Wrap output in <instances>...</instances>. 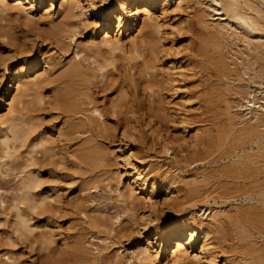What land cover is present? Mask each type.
I'll list each match as a JSON object with an SVG mask.
<instances>
[{
    "label": "rangeland",
    "instance_id": "rangeland-1",
    "mask_svg": "<svg viewBox=\"0 0 264 264\" xmlns=\"http://www.w3.org/2000/svg\"><path fill=\"white\" fill-rule=\"evenodd\" d=\"M1 1L3 2L1 3ZM95 1H98V0H95ZM16 2H20V3H16ZM61 2L62 0H52V1H49V0H0V135L1 133H3V130L6 126V123H3L4 121H2L3 118L6 117V115L7 116L9 115V111L10 113H13L19 109L20 94L16 93V90H15V87L17 85L16 83L17 79H20L21 82H27V81L37 78L38 80L40 79L37 82L39 83V85L41 84L39 92L44 93V97L45 98L47 97L46 99L49 98L50 100L48 99V103L47 104L45 103L46 106L44 104L45 107L43 105L40 106V107H44V110H41L42 108L40 109L38 106L34 107L35 113L33 112L32 114H34V117H36L34 120H36L37 122L35 125V131L33 132V135L39 136L41 138L43 137L42 139H44L45 142H48L47 145L53 148L52 149L53 153L55 152L54 157L52 156L53 155L52 154L51 155L52 157L47 156L48 157L47 159V157H42L40 153V149H37L36 152H39V157L37 156L38 153H35L37 157L34 158L33 164L30 165L28 168V166L26 165L28 163L27 162V159L29 158L28 156L34 157L35 154L32 152L31 155L28 154L26 156L25 153L29 151V147H30L29 145L30 143L31 144L33 143V140L29 141L30 143L25 142L24 144L23 143L21 144L19 140H17L19 143L17 141H13L14 145L10 143L11 158L10 156L5 157L3 152L0 150V156H2L0 158V264H142L143 261L141 262L139 261L144 254L143 253L144 246H145L144 239L148 237L149 239L152 240L155 238V236L154 235L146 236L142 232V227H140V225L134 222L135 221L134 219L139 220V218H141V215L142 217L143 215L145 216V214L147 215L149 208H150L149 204H152V206L156 205L153 207L154 208L153 214L155 215L156 220H157L161 216H164V214H169L171 212L172 210L171 202H173L172 201L173 199L177 200L178 197H181L184 195V191L182 192L179 191L180 188L182 189L183 184L179 183L180 181L178 180H180V178L177 177L176 175L175 176L177 179L175 177L174 179H176V182H175L176 186L178 182V186H177L178 188L177 187H176L177 189L173 188L176 191H174L173 189H170V190H172V193L181 192L180 193L181 195L180 194L178 195L176 193L171 195L170 193V196H169L168 195L169 193L164 192L163 186L165 185V182H164L163 177L167 175L170 176V174L168 173L166 174L167 167L164 165H166L165 163L168 162L170 158H168V155L166 156L162 153H158L159 149L156 148L157 146H153V145L151 146V144H154V141H152V138L149 136V133L147 134L148 132L147 127L143 126V125H146V124H143V121L144 123H146L147 119H145V117L144 118L139 117V119L137 120L138 115H134L132 116L134 119L131 117V120H130V116H129L130 114L128 113L127 109L123 105L125 104V101L129 97H130L129 99L133 97V94L130 91L133 90V88L135 87L134 86L135 83L136 82L138 83L141 77V74H138L139 72L138 68L134 66V63L136 60H131L132 59L130 57L131 55L130 53H127V52L131 44L130 39H132L131 37H134L135 34L137 33L138 26L140 25L139 21L141 20L142 17H144L142 15L143 12L144 14L146 13V15L148 12L149 13L148 16L150 15L149 17L152 20V22L155 23L156 26L157 24L159 25V27L157 26L158 27L157 29L159 30H156L158 31L157 35L160 37V39L163 38L161 42H163L162 45L164 46L163 47L164 57H162L160 61H158L159 65L157 64L156 70L158 71L161 69L163 70L159 72L167 71L168 70L167 68L172 67L171 66L172 64L176 66L180 65L182 69L184 67L183 71L188 75V77L186 76L187 84H188L187 85L188 87H186V89L187 90L190 89L189 91H191V94H192V96L190 97V100H185L183 96H182L183 98L180 97L181 99H183L181 100L179 98V96L181 95L176 97V95L172 96L171 92H163V96L165 98L163 100L170 103L168 104L170 109H172L170 111L174 113V114L172 113L173 116L176 114L175 115L176 119L170 116V119L168 120L166 119V121L164 120V122H161L163 124L162 129L163 130L166 129L164 131L161 130L162 132L161 134L165 135L167 138L169 137L171 139V140L169 139L170 141L176 142V144L171 142L172 144L170 146L171 148H174V149L179 147V149L176 152L178 154H180V151H183L184 149L190 150L192 147H195V148L197 147L198 149L201 148L200 144H197L198 146H193V144L195 143V140H197V142H201V141L203 142L206 140L205 137H207L208 142H204L205 143L204 146L208 147L207 145L209 144V147L211 148L212 151L209 150L210 148L205 147V149H208L211 152L212 156H210V158L213 157V159L215 158L214 160L217 159L216 164H213V165L216 166V168L218 166H219L218 168H221V170L219 169L220 172H222L220 174L223 175L224 173L226 175V176L220 175L221 178L219 176L213 179V181L212 180L209 181L210 183L208 182V185L206 184V186L203 187L204 188L203 190H205L206 192L208 191L207 195L209 199L207 197L206 198L209 202L210 207L218 206L217 209L220 212L223 211L224 213H227V214L223 213V215L219 216L220 224H219L218 229L220 232L218 231V229L212 226L213 227L211 228L212 233H209L210 234L209 236L210 247L211 245L212 247L213 246L216 247V249L213 248V250L216 252L215 254L219 252L218 255H215L218 257L215 258L216 261L214 263L221 264L224 261L229 260L228 264L230 263L231 264H257V263L259 264L257 260H259L261 257H264V244H262L264 243V213H262L264 212V204H262L264 203V186H262L264 185L262 184L264 183V179H262V177H264V151H262L260 148L262 147V144L258 145V148H260L259 152H257V147L254 145L252 146V148L249 149L247 147V139L244 138L242 135H238L237 130H239L240 128L241 129L245 128L249 123L253 122L250 109H254L258 105L264 106V83H262L264 82V78H262L264 77V73H262V71H264L262 70L264 69V59H262L264 58V45L262 44L264 43H261L262 41H264V38H257V39L254 38L252 40L253 46L256 48L252 52L248 51L247 48L243 46V43L241 42V40L239 42V39L241 38L240 37L241 34L238 35L239 39L237 38L238 39V40L236 39L237 41L231 38V36H230V39L227 37L226 40L225 39L219 40L220 43H223L220 45V47L222 46L221 50L223 49L221 53L224 57L228 58V59L224 58L225 61L227 60L226 62L230 63L231 65L233 64L232 69L238 68L237 71L235 70V72H233L235 73V75L232 73L233 74L231 75L232 77L229 76V79H231L232 81L227 80V83L230 82V84L228 85L221 84L225 86L224 88V86H217V84L215 85L217 80H215L216 79V77L214 76L215 70L213 68L211 69L209 68L210 71H207V73H206V70H208V68L206 70L205 68L204 69L201 68L200 69L201 72L197 74V77L196 75L194 77L192 75V73L195 70H197L196 68L198 67L196 66L197 64L194 62L196 57L193 58L194 55L195 56L197 55L195 53H198L197 51L202 49V48L198 49L200 46L203 47V49L205 47L204 44L209 46L210 43L208 44V42L209 40H211L208 35L204 34L205 32L203 29H201V26L200 27L198 26L197 21H195L196 19L194 18V15H193L195 8L193 7L194 6L196 7V5L192 3L193 1L192 2L185 1L183 2L184 4L182 3L181 7L177 8L174 6L175 4L172 1L164 2L163 4V0H156L155 4L149 3L146 5L145 0H137L135 4V8L137 7L139 11L142 8H145V9L143 12H141V14H139L140 17H138L139 19L136 21V23L133 22L131 18L126 19L125 16H121L120 20H116V18L115 19L111 18L112 16L116 15V10L113 9L111 12L112 13L111 16L108 17L107 19L104 17H100V16L96 17L95 21L98 22V25L95 28L94 26L91 25V22L93 21L92 12L88 9V7L85 8L86 7L85 6L83 9L84 12L86 10L84 15L77 16L76 18L75 17L69 18V20L73 22L72 24L73 29L74 27H76L75 36H73L72 38L70 37L65 38V36L60 37V40L58 43L57 40L59 38L57 40L56 39L54 40L55 35H53L52 31H53V26L55 25V22L57 23V21H61L64 18L61 16V15L64 16L63 9L60 8L59 6ZM202 2H204V0H202ZM113 5H114L113 0H107L104 3L103 11L107 9V7L109 6L113 7ZM189 5L191 6L189 7ZM132 11L134 12L136 11V9H132ZM83 19H86V21L85 20L82 21ZM52 20L54 22V25L52 24L53 23ZM109 20L112 25L109 29H107L106 23L109 22ZM207 20L212 21L211 17H207ZM74 22H75V26H74ZM213 22L215 23L216 21H213ZM2 25H4V28ZM6 28L7 30L10 28L11 29L9 30V32L6 31L7 32L6 33L5 32ZM199 29L201 31H199ZM104 33H108V36L110 38L109 40L110 42L107 43L108 45L106 43L105 45L103 42H101L103 38L102 36L105 35ZM231 33L232 32L230 31L227 32V34L232 35ZM9 34H11L12 36L11 35L9 36ZM49 39L52 41H50ZM197 40L198 41L202 40V41L198 42ZM257 40L259 42H257ZM198 43L200 46L198 45ZM258 45H259V48H258ZM208 48L210 49L211 46ZM208 48H206V50ZM244 48L246 50H244ZM169 49H172V50H169ZM259 49L260 50L262 49V50L260 51ZM123 50H126V52ZM245 51H248V53ZM228 52L229 53L231 52L230 53L231 55ZM114 53H116L117 57L113 56L115 55ZM91 55L93 56L91 57ZM106 55L110 58L109 60L113 64L110 63L109 60H107L108 58H106ZM98 58L100 60H102V58L107 60L109 63L108 69L112 68V70L111 71L109 70L107 76L103 77V79L105 78L104 81L102 80L101 82H99L97 78L96 80H93L94 85L93 84H91L92 86L89 85L90 89H88L91 93H89V91L87 92L86 90H84V92L88 93L86 95L91 94L90 98H87L85 101L86 102H88L87 100L92 101L91 104L93 103V106L95 105L94 107H96L99 113L101 114L100 115L101 121L99 120V117L94 115L93 116L94 118L91 120V122L88 121V123H86L88 128H89V124H91L90 126L91 129L86 128L88 130L84 129V132L80 135L79 133H75L73 134V137L74 135L79 136L80 143H83V142L86 143L87 140H85V138H89L91 136L90 138L92 139L95 136V138L92 139L93 140L92 142L94 143L97 141L96 142L97 145L96 143H94V145L97 146L96 151L98 153L100 152L101 154V156H99V157H102L101 161L103 162L105 160L103 162L105 163V165H103L100 162L101 166L98 167L94 171L93 174L84 173L83 175H80V174L75 175V174H72L73 169L70 163V161L72 160V156H71L72 154L70 155L68 152L71 151L72 153L74 149L77 147L76 145H78L77 143L79 141L76 142L77 139H74L75 137L73 138L72 136H68L66 129H67V126H69L68 125L69 123H72L73 121L74 123H77L79 120L78 118L80 117L77 118L78 115H76L74 119L72 118V116L69 113L70 111L68 112L70 107H68V109H65V107L67 108V106H69V104L67 105V101H65L64 99L62 101L57 99L55 101L56 102V105H55L54 100H52L53 98H50V97L51 95H54L52 93L54 88H56L54 89V93H56L59 90H63V88L67 89L68 87H70V85L68 86V82L70 78L68 75L65 76L67 74L66 69H69L74 64H79L84 68L85 67L93 68V66H95L96 61L97 60L99 61ZM236 58L238 62L236 61ZM115 61H116V64H115ZM191 63L192 65L194 63L196 67L193 68L194 65L193 66L188 65ZM252 63L254 64V66L252 65ZM234 64L236 67L234 66ZM179 70H181V68ZM170 71H172V69ZM191 71L193 72L191 73ZM255 72L258 73L257 74L258 77L252 78L253 75H255ZM250 74H253V75H250ZM207 77L209 78V81L207 80ZM256 78H258L259 80ZM249 79L251 80L253 79L254 81H251ZM40 81L44 82L45 84L43 83L44 84L43 85L42 83H40ZM239 82H241L242 84ZM253 82L255 84H251ZM257 82L258 84L261 82L260 84L261 86L259 88H258V84H256ZM204 83L206 84L204 85ZM207 83L208 85L210 83L211 84L213 83L212 85H215L214 89L217 87L216 90L212 88V91H210V93L212 94H209V92L206 91L208 87ZM195 85L196 87L197 86L198 87L196 88ZM203 85L205 88L203 87ZM256 85L258 89L256 88ZM58 86H62V88L61 87L59 88ZM200 86H202L203 89H201ZM57 87L59 90L57 89ZM80 88L81 86L79 87V89ZM229 88H232V89H229ZM204 89L205 91H203ZM217 89L219 90L218 93L220 94L222 93V95L224 94L226 95L222 96V98H217L216 95L219 96V94L216 93ZM246 90L247 91L249 90L248 91L249 93H247ZM192 91H194L196 94ZM199 91L203 93V97L202 95H200V98H202V100L204 101L205 99H207V102L204 103L203 101V103H201L202 102L201 99L198 100L199 96L197 97V94L198 95L201 94ZM165 93H167L168 95ZM228 94L230 96L229 100L227 99V97H229ZM83 95L85 94H82L81 96ZM211 95L214 97L212 98ZM250 95L252 96V98ZM13 96L14 98L12 99ZM243 96L244 97L246 96V97L244 98ZM77 97L80 98L79 96ZM92 97H93V100H91ZM241 97H242V100H241ZM82 98L81 100H83ZM246 98L250 100L252 99L251 102L249 103L250 106L248 105V103L244 102ZM252 101L254 102V105H251ZM62 102L66 106H64ZM86 102H85L86 104L85 106L87 105L89 106V104ZM111 102L113 104H111ZM171 102H173L174 104L173 103L171 104ZM180 103H182L183 106L185 107L181 106L182 104ZM53 104L55 108H53ZM91 104L90 106H92ZM178 104L179 106H176ZM225 104L226 105L229 104L230 107L234 105L232 108L229 107L230 115L229 114L225 115L226 114ZM236 105L238 106L240 105V106L236 107ZM181 108L183 109L181 110ZM179 109L181 110V112H184V113H181ZM66 111L68 113H66ZM178 114H179V117H177ZM180 114L181 115L183 114L185 117L181 116ZM136 116L137 118L135 120ZM230 116H232L233 118L230 119ZM182 117L184 118L181 119ZM225 117L227 119L229 118L230 120L227 121ZM37 118H39L40 121H38ZM97 118H98V121L96 120ZM179 118L181 121L179 120ZM68 119H71V120L68 121ZM126 119L128 121L130 120L129 121L130 124L128 123V121H126ZM173 119L175 120L173 121ZM184 119L186 120V122L188 121L189 123H185L186 125L181 123L182 120ZM193 119L194 121L192 122ZM124 121L126 124L124 123ZM230 122L231 123L234 122L237 128L231 127L233 125H231ZM227 123H229V126H228L229 128H232V129L235 128V129L233 130L231 129V131L228 132L226 130ZM124 124L126 126H124ZM133 124H135L136 127H133ZM102 125H104L105 128ZM216 125H217V129H216ZM205 126L209 128L207 129ZM219 126L220 128H218ZM93 127H95V129L93 130L97 132L96 134L92 130ZM223 127L224 128L226 127V128L224 129ZM143 128H145L146 132ZM195 128L196 130L202 129L201 130L202 133L201 131L197 130L199 131L198 135L196 134L197 136L194 137L193 131L195 130ZM203 128L205 129L204 133H203ZM196 130L195 132H197ZM39 132L41 133V135ZM60 134H64V136H61ZM201 134H203L202 137L199 136ZM86 135L89 137H87ZM208 136L210 137L208 138ZM233 136H235L236 138H233ZM81 137H84V138H81ZM203 137L205 140H202ZM66 138H69V139H66ZM221 138H224L222 139L223 140L222 142L220 140ZM94 139L96 140L94 141ZM239 139L242 142V144L239 142ZM241 139H243L244 141ZM212 140L214 142H212ZM45 142H44V145H46ZM237 142L239 143V145H237L238 144ZM177 143L178 144L181 143L179 144L180 146ZM71 144H73L75 148H73ZM240 144L242 146H240ZM85 145H88V142L87 144H84V146ZM188 146L189 148H185ZM229 148H230V151L231 150L233 151L230 152ZM244 148H245V151H244ZM13 150H16V152ZM129 151H131L130 153L133 155H131L128 158L127 162H129V165H132V164L137 165L139 172H141L142 174L141 176L143 177L145 176L143 179L146 181L143 184L137 181L136 182L133 181L132 183L130 182L131 178L135 176V173H133L132 170L130 169L131 166H127L124 164L123 159H122V158H125L124 156L129 155ZM249 151L251 152V154ZM17 152L19 153V156ZM223 152L225 153L224 155H222ZM219 153H220L221 158L217 157L219 156ZM12 154H14L13 156L15 157H13ZM237 155L238 156L239 155L241 156L250 155L252 156L250 158L254 157L252 161H254L255 163L254 164L250 162L247 163L245 161H241V164L239 161H238L239 163L238 162L230 163L231 159H234L235 158L234 156L237 157ZM44 158L46 159L47 162L44 161L45 160ZM226 163L229 165V167L227 168L225 166ZM190 164L191 163H188L187 165L183 166V170L186 172L182 171L185 175L186 174L189 175V176L186 175L188 176V179L191 178L190 175L193 172H199L202 170L199 163H194L191 165ZM220 164L222 165L220 166ZM241 165L243 166L241 167ZM222 166H224L225 169L222 168ZM230 166L233 169L235 168L239 169V171L236 170L235 172H233L231 169H228V168H231ZM247 166H250L252 168L250 167L247 168ZM204 167L208 168L209 166L205 165ZM25 169L32 170L38 176V180H39L38 182L39 185L35 187L33 189L34 191L32 190L31 194L27 195V197L26 195H21V192L18 189L19 188L18 182L21 178V175H23V171H25ZM227 170L232 172V173L230 172L231 175L229 174V171ZM244 170L245 172H243L241 175V172ZM255 171L257 172L255 173V175L257 176L254 175ZM170 172H173V169H171ZM252 173L254 176H252ZM173 174H175V172ZM238 175H239V178L241 176L243 177L244 175V178L242 179L241 177L240 179L239 178L234 179V177L235 176L238 177ZM96 176L97 177L99 176V177L97 178ZM255 179L257 180L255 181ZM159 181H161L162 184ZM224 181H226L227 183L225 184ZM237 181L239 183H237ZM235 182L238 184V186L242 185L244 189L242 186L240 187L242 191L240 189H237L238 186L237 184L235 185ZM151 183H153V186L150 185ZM243 183L245 186L243 185ZM210 184L211 185L214 184V185L211 186ZM259 184H262V185H259ZM209 185L212 187V189H210L211 187ZM254 185L255 186L258 185V188H255ZM260 186L262 189L260 188ZM205 188L207 189L209 188L212 191L210 192L209 189L207 190ZM213 188H215L216 192H214ZM235 189H237V192L235 191ZM238 190H239V193H238ZM243 190L248 193H245ZM249 190L250 191L252 190L253 192H250ZM225 191H227L229 194H227V192ZM212 192L215 195L211 194ZM130 194H131V197L129 198L131 199L128 198ZM239 194L240 196L238 197ZM20 195L21 197H19ZM28 196L30 197V200ZM125 197H127L128 199L127 198L126 199L130 201L129 202L130 206L132 205L131 203H133L132 206H134V209L137 208L133 212L136 218L133 216L131 212L128 213L127 215L126 203H127V206H129V204H128V201H126ZM213 197L215 199H213ZM21 198H23L24 201ZM33 198H34V201H33ZM168 198H170V200ZM35 199L37 202H35ZM179 199L183 201V204L181 205L183 207H181L180 205L179 206L181 208L179 206L177 207L181 210L183 208L191 207L193 203L199 205V203L201 202L199 198L197 199V201L190 200V197L184 200L182 199V197ZM28 200L33 201L34 204L32 202L28 203ZM247 201L248 203H246ZM251 204L252 205L254 204V206H252ZM247 205L248 206L250 205L249 207H251L252 211L249 210L250 209L249 208L248 213L247 212L245 213L244 211H246V209L244 207H246ZM13 206L15 209L13 208ZM236 206L237 208L241 207L245 209V210L242 209V212H241L240 211L241 208H238L240 213H242L241 214L242 216L237 214L238 211H236L237 210ZM248 206L246 208H248ZM16 207L18 208V211L20 210V213H24L22 215H25L24 217L28 219V220L26 219L27 227L26 226L18 227L19 228L18 229L16 228V225H15L16 223L15 224L13 223V221L17 222L16 216H15ZM199 207L200 206H197V208ZM252 207H255L253 208L254 210L252 209ZM179 209L175 208V212L176 210L177 212L180 211ZM194 209L196 208H191L190 210L195 212ZM203 209H205V206L202 207V211ZM202 211L200 213H202ZM229 211H230V214H229ZM172 212L174 211L172 210ZM207 212L208 211H205L202 214V216L198 214H196L195 216L197 218L199 216V218H202L205 221L206 220L205 215L207 214ZM235 215L236 217H238V219H236ZM130 216H132L133 221L130 219L131 218ZM222 216L223 218L226 219V221H223L225 219H223ZM257 216H259V218ZM236 221L238 224H235ZM28 226H31L30 230H28L29 232L26 230V229H29ZM238 226L239 228L242 227L245 230L242 231L243 229L241 228V231H239L240 229L238 230ZM214 228L218 231L219 235L216 233L217 231L214 230ZM17 229L20 231H16ZM248 230L252 233L253 238H250L249 239L250 241L244 238L241 239V237H244L243 234L249 233ZM241 232L243 233L240 234ZM237 235L239 236L238 238H237ZM221 236L223 237V239H221L222 238ZM252 240H253L254 245H252L253 244ZM160 241L161 240H158L157 242H160ZM255 247L257 249L260 248V250L257 251ZM261 247H262V250H261ZM155 250L156 249H154L153 254L157 252V250L156 251ZM173 250H174V247H173V243L171 242V245H169V247L166 248V250L163 249L159 252V257H158L159 260L157 259L158 261L156 260L155 263L151 261H147L148 263H146V261H144L143 264H169L168 262L165 263L166 261L165 259H163V257L165 254L170 256ZM222 250H224L225 252ZM222 256L224 258H222ZM262 259L264 258H261V260Z\"/></svg>",
    "mask_w": 264,
    "mask_h": 264
},
{
    "label": "bare ground",
    "instance_id": "bare-ground-1",
    "mask_svg": "<svg viewBox=\"0 0 264 264\" xmlns=\"http://www.w3.org/2000/svg\"><path fill=\"white\" fill-rule=\"evenodd\" d=\"M49 1H52V0H49ZM107 0H98V1H95V0H62V2L60 3V8H62L63 9V14H64V16L63 15H61L62 17H64L61 21H57V23L55 22V25H54V22H53V20H52V24L54 25L53 26V35H55L54 36V40L56 39H58L57 41H58V43H59V40H60V37H64L65 36V38L67 37V38H72L73 36H75V34H76V31H75V29H76V27H74V29H73V22H71L70 20H69V18H72V17H77V16H80V15H84L85 14V12H86V10H85V12L83 11V9H84V7L85 8H87L88 7V9L92 12V18H93V21L91 22V25L92 26H94V28L95 27H97V25H98V22L97 21H95V19H96V17H98V16H100V17H104V18H108V17H110L111 16V12H112V10L113 9H115L116 10V15L115 16H112L111 18H116V20H120L121 19V16H125L126 17V19H128V18H131L132 19V21L133 22H135L136 23V21L139 19L138 17H140L139 16V14H141V12H143L144 11V9L145 8H142L140 11L137 9V7L135 8V4H136V1L137 0H113V7H111V6H109V7H107V9H105L104 11H103V8H104V3L106 2ZM146 1V5L147 4H149V3H154L155 4V2H156V0H145ZM169 1H172V2H174V6L175 7H177V8H179V7H181L182 6V3L183 2H185V1H193L192 3L194 4V5H196V7L194 6L193 8H195L194 9V18L196 19L195 21H197V24H198V26L200 27L201 26V29H203L204 30V34L205 35H208L209 37H210V39L211 40H209V42H208V44H209V46L208 45H205L204 44V46L206 47V48H208V47H210L211 46V48L209 49H207L206 50V48L204 47V49H203V47H201L200 45H199V43H198V45L200 46L198 49H200V48H202V49H200L199 51H197L198 53H195V54H197L196 56L194 55V57L193 58H195L196 57V59H195V63L197 64L196 66H198L196 69L197 70H195L194 72L193 71H191V73H192V75H193V77L196 75V77H197V74L198 73H200L201 72V68H205V70L208 68V70H206V73H207V71H210V69L211 68H213L214 70H215V77H216V79L215 80H217V82L215 83V85L217 84V86H224V85H221V84H226V85H228V84H230V82L229 83H227V80H231V79H229V76L230 77H232L231 75H235V73H233V72H235V70L237 71V69L238 68H234V69H232L233 68V64L231 65L230 63H228V62H226L225 61V59H228V58H226V57H224L223 55H222V53H221V51L223 50H221V48H222V46L220 47V45L221 44H223V43H220L219 42V40H221V39H225L226 40V38L228 37L229 39H230V36H231V38H233V39H239V34H241V38L239 39V42H240V40H241V42L243 43V46H245V48H247V50L248 51H250V52H252V51H254L256 48L253 46V39L254 38H264V0H204V2H202V0H163V4H164V2H169ZM3 1H1V3H2ZM82 2H84V3H82ZM191 2H189V3H191ZM16 3H20V2H16ZM188 3V4H189ZM112 4V3H111ZM184 4V3H183ZM20 5V4H19ZM168 6V5H167ZM191 5H189V7H190ZM132 9H136V11H132ZM165 9V8H164ZM191 9H192V7H191ZM162 10V9H161ZM146 11V10H145ZM192 11V10H191ZM61 13V12H60ZM193 13V12H192ZM148 12H147V15H146V13L144 14V12L142 13V15L144 16V17H142L141 18V20L139 21L140 22V25L138 26V30H137V33L135 34V36L134 37H131L132 39H130V42H131V44H130V47H129V50H128V52L127 53H130V57L132 58H129V59H131V60H136L135 61V63H134V66H136L137 68H138V74H141V77H140V79H139V82L137 83H135V87L133 88V90L132 91H130L132 94H133V97L131 98V99H125V100H123V101H125V104H123V102H122V104L125 106V108L127 109V111H128V113L130 114L129 116H130V120H131V117L132 116H134V115H138V118H137V116L135 117V120H136V118H137V120L139 119V117H141V118H144L145 117V119H147V121H146V123H144V121H143V124H146V125H143V126H145V127H147V134L149 133V136L152 138V141H154V144H151V146L153 145V146H157L156 148L157 149H159V151H158V153H162V154H164V155H168V158H170L169 160H168V162H166L165 164L166 165H164V166H166L167 168V172H166V174L168 173V174H170V176L169 175H167V176H165V177H163L164 178V182H165V185L163 186V190H164V192L165 193H169L168 195L170 196V193H171V195L172 194H180L182 191H184V195L183 196H181L182 197V199L184 200V199H186V198H188V197H190V200H193V201H197V199L199 198L200 200H201V202L199 203V205H197V204H195V203H193V205L191 206V207H188V208H183L182 210L181 209H179V208H177L179 205L181 206L182 204H183V201L181 200V199H179V198H181V197H178L177 198V200H172L173 202H171V209L174 211V212H172V210H171V212L169 213V214H164V216H161L160 218H158L157 220H156V217H155V215L153 214V212H154V206H156V205H153L152 206V204H149V206H150V208H149V211H148V213H147V215L145 214V216L143 215V217H142V215H141V218H139V220H136V219H134L135 221L134 222H136L138 225H140V227H142V232L146 235V236H149V235H154L155 236V238L154 239H149L148 237L146 238V239H144L145 241H144V254H143V256L141 257V259H140V261L139 262H141V261H146V263H148L147 261H151V262H154L155 263V261L158 259L159 260V252L161 251V250H166V248H168L169 247V245H171V242L173 243V247H174V250L171 252V254H170V256L169 255H167V254H165L164 255V257H163V259H165V263H169V264H215L214 262L216 261L215 260V258L216 257H218V256H215V255H218V253L217 254H215L216 252L213 250V248L214 249H216V247H212V245H211V247H210V242H209V236H210V234L209 233H212L211 232V228H213V227H215L216 229H218L219 228V224H220V221H219V216H221V215H223V211L222 212H220L217 208H218V206L217 207H210V205H209V202H208V200H207V198L209 199V197H208V191L206 192L205 190H203L204 188L203 187H205L206 186V184L208 185V182L209 181H213V179H215V178H217V177H219L220 175L221 176H226L224 173H223V175L222 174H220V173H222V172H220V170H221V168H216V166H214L213 164H216V160H214L213 159V157L212 158H210V156H212L211 155V152L209 151V150H211V148L209 147V144L207 145L208 147H206V146H204L205 145V143L204 142H208L207 141V137H205V135H204V137L206 138V140L204 139V137H203V139L202 140H205V141H201V142H197V140H195V143L193 144V146H198L197 144H200L201 145V148H195V147H192V145H191V149L189 150H183V151H180V154H178V153H176L177 152V150L179 149V147L178 148H176V149H174V148H171V142H173V143H175L176 144V142H174V141H170L171 139L168 137H166L165 135H162L161 133V130H163L162 129V123L161 122H164V120L166 121V119L168 120V119H170V116H172V118H175V115L173 116L172 115V113L173 112H171L170 110H172V109H170V107H169V105L168 104H170L169 102H167V101H164L163 99H165L164 98V96H163V92H171L170 94L173 96V95H176V97L177 96H179V95H181V96H179V98L181 97V98H185V100H190V97L192 96V94H191V91H189V90H187L186 89V87H188L187 85V78H186V76L188 77V75L183 71L184 70V67H183V69H182V67L179 65V66H176V65H171L172 67H169V68H167L168 70L167 71H164V72H159V71H161V70H156V67H157V64H158V61H160V59L162 58V57H164V49H163V45H162V43L163 42H161V40L163 39V38H161L160 39V37L157 35V32L158 31H156V30H159V29H157L158 27H159V25L157 24V26L155 25V23H153L152 22V20L150 19V15L148 16ZM146 15V16H145ZM207 17H211V20L212 21H208L207 20ZM75 18H73V19H75ZM84 18H85V16H84ZM123 19V18H122ZM125 19V20H126ZM57 20H59V19H57ZM81 20V19H80ZM86 21V19H83L82 21ZM154 20V19H153ZM76 21V20H75ZM193 21V20H192ZM213 21H216L215 23L213 22ZM97 22V23H96ZM120 22V21H119ZM152 22V23H151ZM155 26H154V25ZM111 22H110V20H109V22H107L106 23V27H107V29H109L110 27H111ZM118 25H119V23H118ZM122 25H123V23H122ZM127 25V24H126ZM135 25V24H134ZM153 25V26H152ZM194 25H196V24H194ZM3 26V28H4V25H2ZM74 26H75V22H74ZM7 27V26H6ZM117 27H119V26H117ZM154 27V28H153ZM8 28V27H7ZM7 28L5 29V32L6 31H8L9 32V30L11 29H8L7 30ZM51 28V27H50ZM196 28H197V26H196ZM50 30V29H49ZM199 31H201L200 29H199ZM228 31H230V32H232L231 34L232 35H230V34H227V32ZM198 32V31H197ZM7 33V32H6ZM5 33V34H6ZM11 33V32H10ZM4 34V35H5ZM52 34V33H51ZM105 35L104 36H102L103 38H102V40H101V42H103L104 44L106 43H108V42H110L109 40H110V38H109V36H108V33H104ZM159 34V33H158ZM11 34H9V36H10ZM14 35V34H13ZM164 35V34H163ZM12 36V35H11ZM238 36V37H237ZM11 38H13V37H11ZM199 39V38H198ZM232 39V40H233ZM237 39V40H238ZM50 40V39H49ZM224 40V41H225ZM236 40V41H237ZM50 41H52V40H50ZM62 41V40H61ZM198 41V40H197ZM202 41V40H201ZM201 41H198V42H201ZM211 41V42H210ZM234 41V40H233ZM230 42V41H229ZM235 42V41H234ZM257 42H259L258 40H257ZM256 42V43H257ZM51 43V42H50ZM49 43V44H50ZM203 43V42H202ZM205 43V42H204ZM220 43V44H219ZM236 43H238V42H236ZM261 43H264V41H262ZM105 44V45H106ZM201 44V43H200ZM207 44V43H206ZM226 44V43H225ZM108 45V44H107ZM262 45H264V44H262ZM262 45H260V46H262ZM170 46V45H169ZM203 46V45H202ZM224 46V45H223ZM228 46V45H227ZM240 46H241V44H240ZM116 47V46H115ZM166 47V46H165ZM171 47V46H170ZM226 47V46H225ZM196 48V47H195ZM244 48V50H246ZM258 48H259V45H258ZM128 49V48H127ZM225 49V48H224ZM113 50V49H112ZM169 50H172V49H169ZM196 50V49H195ZM260 50V49H259ZM262 50V49H261ZM260 50V51H261ZM123 51H125L126 52V50H123ZM123 51H122V53H123ZM248 51H245V52H247L248 53ZM110 52H111V50H110ZM166 52V51H165ZM229 53V52H228ZM231 53V52H230ZM229 53V54H230ZM241 53V52H240ZM243 53V52H242ZM115 55H113V56H115V57H117V55H116V53H114ZM177 54V53H176ZM238 54V53H237ZM250 54V53H249ZM127 55V54H126ZM129 55V54H128ZM167 55V54H166ZM225 55V54H224ZM231 55V54H230ZM248 55V54H247ZM93 55H91V57H92ZM250 56V55H249ZM181 57V56H180ZM101 58V57H100ZM106 58H108L107 60H109L110 58L106 55ZM225 58V59H224ZM235 58V57H234ZM239 58V57H238ZM246 58V57H245ZM250 58V57H249ZM95 59V58H94ZM99 59V58H98ZM231 59V58H230ZM262 59H264V58H262ZM97 60V59H96ZM107 60H105L104 58H102V60H100L99 59V61L97 62L96 61V63H95V61H94V63H95V66H93V68H87V67H82L81 65H79V64H74L73 66H71L69 69H66V71H67V74L65 75V74H63V75H65V76H69V78H70V80H71V82H70V80H69V82H68V86L70 85V87H68L67 89H65V88H63V90H59L58 89V87L60 88H62V86H58L57 87V89L59 90V91H57L56 93H54V89H56V88H54L53 89V94L54 95H51V97L50 98H53L52 100H54V102L57 100V99H59V100H65V101H67V105L69 104V106H67V108L65 107V109H68V107H70V109L68 110V112L70 113V115L72 116V118L74 119L75 117H76V115H78L77 116V118L78 117H80V118H78L79 120H78V122L77 123H74V121H73V119H72V123H69L68 125L69 126H67V135L68 136H72L73 137V134H75V133H79V135L80 134H82L83 132H84V129H86V128H88L87 127V124L86 123H88V121L89 122H91V120L94 118L93 116L94 115H96L97 117H99V120H100V113H99V111L97 110V108L96 107H94L93 106V103L91 104V102L92 101H90V100H87L88 102H86L85 100L87 99V98H90V95L91 94H89V95H86V94H88V93H86V92H84V90H86L87 92L89 91L88 89H90L89 87V85H91V84H93L94 82H93V80H96V78H97V80L99 81V82H101L102 80L104 81V79H103V77H106L107 76V74H108V72H109V70L111 71L112 70V68L111 69H108V61ZM186 60V59H185ZM256 60V59H255ZM257 60H258V58H257ZM107 61V62H106ZM110 61V60H109ZM236 61H237V58H236ZM245 61V60H244ZM251 61V60H250ZM77 62H79V61H77ZM181 62V61H180ZM238 62V61H237ZM93 63V64H94ZM110 63H112L111 61H110ZM251 63V62H250ZM113 64V63H112ZM115 64H116V61H115ZM238 64V63H237ZM256 64V63H255ZM258 64V63H257ZM159 65V64H158ZM188 65H192V63L191 64H188ZM194 65V66H193ZM193 68L194 67H196L195 66V64L193 63ZM232 67H231V66ZM252 65L254 66V64L252 63ZM68 66V65H67ZM91 66V65H90ZM133 66V67H134ZM210 66H212V67H210ZM234 66H235V64H234ZM110 67V66H109ZM189 67V66H188ZM236 67V66H235ZM181 68V70H179ZM210 68V69H209ZM241 68V67H240ZM116 69V68H115ZM172 69V71H170ZM174 69H176V70H174ZM244 69V68H243ZM252 69V68H251ZM22 70V69H21ZM262 70H264V69H262ZM261 70V71H262ZM163 71V70H162ZM204 71V70H203ZM205 72V71H204ZM245 72V71H244ZM248 72V71H247ZM233 73V74H232ZM237 73V72H236ZM242 73V72H241ZM262 73H264V71H262ZM261 73V74H262ZM112 74V73H111ZM189 74H190V72H189ZM239 74V73H238ZM249 74V73H248ZM258 73L257 72H255V75H253V74H250V75H253V77L252 78H255V77H258V75H257ZM242 75V74H241ZM247 75V74H246ZM203 76V75H202ZM243 76V75H242ZM20 77V76H19ZM191 77V76H190ZM234 77V76H233ZM251 77V76H250ZM99 78V79H98ZM137 78V77H136ZM186 78V79H185ZM223 78H225V79H223ZM237 78V77H236ZM260 78V77H259ZM262 78H264V77H262ZM199 79V78H198ZM201 79V78H200ZM214 79V78H213ZM233 79V78H232ZM241 79V78H240ZM239 79V80H240ZM256 79H258V78H256ZM261 79V78H260ZM40 80V79H39ZM37 78H35V79H32V80H30V81H27V82H21L20 81V79H17V85H16V87H15V90H16V93H19L20 94V96H19V109L17 110V111H15V112H13V113H10V111H9V115L7 116L6 115V117H4L3 118V120L2 121H4L3 123H6V126H5V128H4V130H3V133H1V135H0V150L3 152V154H4V156L5 157H9L10 155H11V152H10V150H11V147H10V143H12L13 144V141H17V140H19V142H21V144L23 143H25V142H29V141H32L33 140V143L31 144L30 142V147H29V151L27 152V153H25L26 154V156L28 155V154H30L31 155V153L33 152L34 154L35 153H38V157H39V152H36L37 151V149H40V153H41V156L42 157H47V156H51L52 154V156L54 157V153H53V151H52V147L51 146H48L47 144H48V142H45V140L44 139H42L41 137H39V136H35V135H33V132L35 131V125H36V120H34L36 117H34V114H32L33 112L35 113V106H38L41 110H44V107L46 106V104L48 103V99H46L45 97H44V93H40L39 91V89H40V85H39V83L37 82V81H39ZM135 80V79H134ZM137 80V79H136ZM202 80V79H201ZM207 80L209 81V78L207 77ZM243 80V79H242ZM249 80H251V79H249ZM259 80V79H258ZM109 81V80H108ZM199 81V80H198ZM207 81V82H208ZM226 81V82H225ZM232 81V80H231ZM244 81V80H243ZM251 81H254L253 79L251 80ZM256 81V80H255ZM97 82V81H96ZM132 82V81H131ZM190 82V81H189ZM188 82V83H189ZM204 82H206V81H204ZM213 82H214V80H213ZM233 82H235V81H233ZM40 83H44V82H41L40 81ZM47 83V82H46ZM51 83V82H50ZM49 83V84H50ZM104 83V82H103ZM108 83V82H107ZM198 83V82H197ZM196 83V84H197ZM239 83H241V82H239ZM262 83H264V82H262ZM45 84V83H44ZM43 84V85H44ZM137 84V85H136ZM206 83H204V85H205ZM213 84V83H212ZM211 83L208 85V83H207V85H208V87H207V90L206 91H208L209 92V94H212V93H210V91H212V88L214 89V87H215V85H212ZM219 84V85H218ZM242 84V83H241ZM251 84H255L254 82L253 83H251ZM256 84H258V82L256 83ZM261 84V82L258 84V88L261 86L260 85ZM64 85V84H63ZM67 85V84H66ZM94 85V84H93ZM192 85V84H191ZM204 85H203V87H204ZM233 85V84H232ZM239 85V84H238ZM53 86V85H52ZM51 86V87H52ZM57 86V85H56ZM65 86V85H64ZM63 86V87H64ZM81 86V88L79 89V87ZM92 86V85H91ZM97 86V85H96ZM133 86V85H132ZM190 86V85H189ZM236 86V85H235ZM234 86V87H235ZM242 86V85H241ZM10 87V86H9ZM107 87V86H106ZM111 87V86H110ZM121 87V86H120ZM195 87H196V85H195ZM198 87V86H197ZM196 87V88H197ZM201 87V89H203L202 88V86H200ZM230 87V86H229ZM238 87V86H237ZM250 87H251V85H250ZM42 88V87H41ZM49 88V87H48ZM194 88V87H193ZM205 88V87H204ZM217 88V87H216ZM216 88L214 89V90H216ZM223 88V87H222ZM222 88H221V90H222ZM224 88H225V86H224ZM236 88V87H235ZM256 88H257V85H256ZM257 88V89H258ZM8 89V88H7ZM199 89V88H198ZM197 89V90H198ZM200 89V90H201ZM220 89V88H219ZM229 89H232V88H229ZM243 89V88H242ZM248 89V88H247ZM42 90V89H41ZM130 90V89H129ZM197 90H196V92H197ZM223 90H225V89H223ZM253 90V89H252ZM51 91V90H50ZM202 91V90H201ZM201 91H199L200 93H201ZM203 91H205V89L203 90ZM241 91V90H240ZM243 91V90H242ZM247 91V90H246ZM249 91V90H248ZM247 91V93H249ZM251 91V90H250ZM259 91V90H258ZM129 92V93H130ZM192 92H194V91H192ZM219 92V90L217 89V92L216 93H218ZM221 92H223V91H221ZM231 92V91H230ZM244 92V91H243ZM89 93H91L90 91H89ZM99 93H101V92H99ZM195 93V92H194ZM215 93V92H214ZM213 93V94H214ZM253 93V92H252ZM261 93H262V91H261ZM82 94H85V95H83V96H81ZM122 94V93H121ZM165 94H167V93H165ZM164 94V95H165ZM170 94H169V96H170ZM196 94V93H195ZM219 94V96H221V97H219V96H217L216 95V97L217 98H222V96H224V95H226V94H224V95H222V93L220 94V93H218ZM242 94V93H241ZM240 94V95H241ZM251 94V93H250ZM100 95V94H99ZM118 95V94H117ZM129 95H131V94H129ZM128 95V96H129ZM168 95V94H167ZM200 95H202V97H203V93H201V94H197V97L199 96V98H198V100H200L201 99V103H203V101L204 100H202V98H200ZM205 95V94H204ZM247 95V94H246ZM50 96V95H49ZM77 96H79L80 98H78ZM85 96V97H84ZM89 96V97H88ZM183 96V97H182ZM196 96V95H195ZM212 96V95H211ZM210 96V97H211ZM228 96H229V94H228ZM249 96V95H248ZM251 96V95H250ZM82 97H84V98H82ZM118 97V96H117ZM127 97V96H126ZM166 97V96H165ZM205 97V96H204ZM214 96H212V98H213ZM225 97H227V96H225ZM244 97V96H243ZM246 97V96H245ZM244 97V98H245ZM14 98V96L12 97V99ZM22 98V99H21ZM81 98L83 99V100H81ZM180 98V99H181ZM206 98V97H205ZM204 98V99H205ZM229 98H230V96L229 97H227V99L229 100ZM249 98V97H248ZM248 98H246V100L244 101V102H246V103H248V105H249V103L251 102V100L250 99H248ZM251 98H252V96H251ZM254 98V97H253ZM21 99V100H20ZM45 99H46V101H45ZM170 99V98H169ZM191 99H193V98H191ZM239 99V98H238ZM50 100V99H49ZM91 100H93V97H92V99ZM175 100V99H174ZM181 100H183V99H181ZM214 100V99H213ZM223 100H224V98H223ZM223 100H221V101H223ZM241 100H242V97H241ZM254 100V99H253ZM258 100V99H257ZM116 101V100H115ZM169 101V100H168ZM176 101V100H175ZM216 101V100H215ZM233 101V100H232ZM85 102L86 103H88L89 104V106H90V104L92 105V106H90V108H89V106L87 105V106H85L86 104H85ZM117 102V101H116ZM174 102V101H173ZM173 102H171V104L173 103ZM182 102V101H181ZM205 102H207V99H205V101H204V103ZM239 102V101H238ZM46 103V104H45ZM60 103V102H59ZM63 103V102H62ZM115 103V102H114ZM121 103V102H120ZM183 103V102H182ZM182 103H180V104H182ZM241 103V102H240ZM44 104H45V106H44ZM52 104V103H51ZM55 105H56V102L54 103ZM54 104H53V108H55L54 107ZM94 104H96V103H94ZM111 104H113L112 102H111ZM174 104V103H173ZM177 104V103H176ZM184 104V103H183ZM183 104L181 105V106H183ZM44 106V107H40V106ZM59 105V104H58ZM57 105V106H58ZM63 105L64 106H66L64 103H63ZM115 105V104H114ZM117 105V104H116ZM123 105H121V106H123ZM185 105V104H184ZM244 105V104H243ZM251 105H254V102L252 101V103H251ZM11 106V105H10ZM56 106V107H57ZM176 106H179V104L178 105H176ZM201 106V105H200ZM228 106V107H227ZM234 106V105H233ZM232 106V107H233ZM238 105H236V107H237ZM240 106V105H239ZM238 106V107H239ZM250 106V105H249ZM16 107V106H15ZM120 107V106H119ZM118 107V108H119ZM175 107V106H174ZM183 107H185V106H183ZM196 107V106H195ZM229 107H230V105L228 104V105H226L225 104V108H226V114L225 115H227V114H229L230 113V111H229ZM232 107H230V108H232ZM235 107V108H236ZM242 107V106H241ZM240 107V108H241ZM245 107V106H244ZM112 108V107H111ZM114 108H116V107H114ZM194 108V107H193ZM176 109V108H175ZM183 108H181V110H182ZM189 109V108H188ZM199 109H201V108H199ZM206 109V108H205ZM204 109V110H205ZM217 109V108H216ZM250 109V108H249ZM248 109V110H249ZM41 110H39V111H41ZM119 110V109H118ZM180 110V109H179ZM181 110H180V112H181ZM204 110H203V112H204ZM208 110V109H207ZM209 111V110H208ZM220 111V110H219ZM38 112V111H37ZM36 112V113H37ZM67 111H66V113H68ZM109 112H111V111H109ZM175 112V111H174ZM177 112V111H176ZM179 112V113H180ZM188 112V111H187ZM249 112V111H248ZM181 113H184V112H181ZM212 113V112H211ZM224 113V112H223ZM250 113L252 114V116H251V114H250V116L253 118V122L252 123H249L245 128H240L239 130H237V134L238 135H242L244 138H246L247 139V147L250 149V148H252V146L254 145V146H256L257 147V152H259V149L261 148V150L262 151H264V106H262V105H258L256 108H254V109H250ZM38 114V113H37ZM44 114V113H43ZM111 114V113H110ZM174 114V113H173ZM206 114V113H205ZM216 114V113H215ZM69 115V114H68ZM69 115V116H70ZM181 115V114H180ZM204 115V114H203ZM219 115V114H218ZM230 115V114H229ZM3 116H5V115H3ZM69 116H68V118H69ZM95 116V117H96ZM117 116V115H116ZM181 116H184L183 114L181 115ZM207 116H208V114H207ZM213 116V115H212ZM2 117V116H1ZM177 117H179V114H178V116ZM185 117V116H184ZM184 117H182L181 119H183ZM187 117V116H186ZM201 117H202V115H201ZM221 117V116H220ZM125 118V117H124ZM133 118V117H132ZM204 118V117H203ZM218 118H219V116H218ZM223 118V117H222ZM226 118V117H225ZM231 118H233L232 116H230V119ZM84 119H86V120H84ZM123 119V118H122ZM134 119V118H133ZM144 119V120H145ZM176 119V118H175ZM175 119H173V121L175 120ZM187 119V118H186ZM208 119V118H207ZM227 119V118H226ZM229 118L227 119V121L228 120H230ZM250 119V118H249ZM37 120L38 121H40L39 120V118H37ZM42 120V119H41ZM69 120H71V119H68V121ZM97 121H98V118L96 119ZM124 120V119H123ZM129 120V121H130ZM179 120H180V118H179ZM178 120V121H179ZM185 120V119H184ZM184 120H182V122L181 123H183V124H185V123H189L188 121L186 122V120L184 121ZM205 120H206V118H205ZM234 120V119H233ZM232 120V121H233ZM1 121V122H2ZM76 121V120H75ZM87 121V122H86ZM101 121V120H100ZM99 121V122H100ZM126 121H128L127 119H126ZM129 121H128V123H129ZM181 121V120H180ZM184 121V122H183ZM191 121V120H190ZM194 121V119L192 120V122ZM236 121V120H235ZM93 122V121H92ZM122 122V121H121ZM134 122V121H133ZM139 122V121H138ZM224 122V121H223ZM239 122V121H238ZM237 122V123H238ZM101 123V122H100ZM106 123V122H105ZM124 123H125V121H124ZM135 123V122H134ZM166 123V122H165ZM164 123V124H165ZM168 123V122H167ZM173 123V122H172ZM195 123V122H194ZM38 124H39V122H38ZM122 124V123H121ZM126 124V123H125ZM124 124V126H126ZM130 124V123H129ZM178 124V123H177ZM180 124V123H179ZM230 124L231 125H233V126H231V127H236L235 126V124H234V122H230ZM240 124V123H239ZM99 125V124H98ZM105 125V124H104ZM104 125H102L103 127H104ZM135 124H133V127H136V125L134 126ZM186 125V124H185ZM184 125V126H185ZM208 125V124H207ZM220 125V124H219ZM90 126H91V124H89V128H90ZM132 126V125H131ZM130 126V127H131ZM138 126H140V125H138ZM224 126V125H223ZM229 126V123H227V131L228 132H230L231 131V129L232 128H229L228 127ZM101 127V126H100ZM106 127H107V125H106ZM132 127V128H133ZM164 127V126H163ZM182 127V126H181ZM202 127V126H201ZM200 127V128H201ZM206 127V126H205ZM242 127V126H241ZM66 128V127H65ZM88 128V129H89ZM99 128V127H98ZM102 128V127H101ZM105 128V127H104ZM109 128V127H108ZM207 129L209 128V127H206ZM218 128H220V126L218 127ZM224 128V127H223ZM226 128V127H225ZM224 128V129H225ZM230 130H229V129ZM237 128V127H236ZM239 128V127H238ZM38 129V128H37ZM88 129H86V130H88ZM91 129V128H90ZM93 129H95V127H93L92 128V130ZM131 129V128H130ZM141 129V128H140ZM144 130H145V128H143ZM186 129V128H185ZM216 129H217V125H216ZM223 129V130H224ZM233 129H235V128H233ZM232 129V130H233ZM2 130V129H1ZM106 130V129H105ZM133 130H135V129H133ZM144 130H143V132H144ZM164 130H166V129H164ZM163 130V131H164ZM195 130H196V128H195ZM195 130L193 131L194 132V137L195 136H197L198 135V132L199 131H201L202 129H197V130H199V131H197V132H195ZM204 128H203V133H204ZM223 130H221V131H223ZM59 131V130H58ZM94 131V130H93ZM100 131V130H99ZM115 131V130H114ZM137 131V130H136ZM206 131H208V130H206ZM216 131V130H215ZM226 131V132H227ZM64 132V131H63ZM91 132V131H90ZM95 132V131H94ZM103 132V131H102ZM145 132H146V130H145ZM212 132V131H211ZM210 132V133H211ZM218 132H219V130H218ZM40 133V132H39ZM59 133H61V132H59ZM93 133V132H92ZM97 132H95V134H96ZM126 133V132H125ZM201 133H202V131H201ZM214 133H216V132H214ZM11 135V137H10V135ZM94 134V135H95ZM108 134V133H107ZM135 134V133H134ZM197 134V135H196ZM236 134V133H235ZM236 134V135H237ZM39 135V134H38ZM40 135H41V133H40ZM61 136H64V134H60ZM92 135V134H91ZM112 135V134H111ZM192 135V136H193ZM215 135V134H214ZM218 135H219V133H218ZM232 135V134H231ZM237 135V136H238ZM67 136V137H68ZM87 136V135H86ZM85 136V137H86ZM100 136V135H99ZM110 136V135H109ZM148 136V137H149ZM199 136H203V134H201V135H199ZM210 136H212V135H210ZM210 136H208V138L210 137ZM216 136V135H215ZM226 136V135H225ZM48 137V136H47ZM71 137V138H72ZM75 137V138H74ZM74 139H77L76 140V142L77 141H79L80 139H79V136H75L74 135ZM87 137H89V136H87ZM91 137V136H90ZM85 138V140H87L86 141V143H80V141L77 143L78 145H76L77 147L75 148V146H73V144H71L72 146H73V148H75L74 149V151L71 153V151L70 152H68L71 156H72V160L70 161V163H71V166H72V169H73V173L72 174H75V175H78V174H80V175H83L84 173H89V174H93L94 173V171L98 168V167H100L101 165H100V162L103 164V165H105V163H103L101 160H102V157H99V156H101V154H100V152L98 153L97 151H96V145H97V141L96 142H94V143H96V145H94V143L92 142L93 140V138H95V136L91 139V138ZM132 137V136H131ZM218 137V136H217ZM70 138V137H69ZM69 138H66V139H69ZM81 138H84V137H81ZM102 138V137H101ZM128 138V137H127ZM197 138V137H196ZM231 138H232V136H231ZM233 138H236L235 136H233ZM238 138V137H237ZM29 139V140H28ZM136 139V138H135ZM170 139V140H169ZM175 139V138H174ZM183 139H184V137H183ZM210 139H212V138H210ZM209 139V140H210ZM216 139H218V138H216ZM222 139H224V138H221L220 140H221V142L223 141ZM28 140V141H27ZM84 140V139H83ZM96 139H94V141H95ZM151 140V139H150ZM233 140H235V139H233ZM241 140H243V139H241ZM57 141V140H56ZM136 141V140H135ZM216 141V140H215ZM244 141V140H243ZM18 142V141H17ZM18 142V143H19ZM44 142H45V144L48 146H46V145H44ZM64 142V141H63ZM75 142V141H74ZM87 142H88V145H85L84 146V144H87ZM178 142V141H177ZM184 142V141H183ZM210 142V141H209ZM212 142H214L213 140H212ZM226 142V141H225ZM236 142V141H235ZM239 142L242 144V142L240 141V139H239ZM53 143V142H52ZM90 143V144H89ZM100 143V142H99ZM139 143V142H138ZM153 143V142H152ZM204 143V144H203ZM238 143V142H237ZM20 144V145H21ZM178 144V143H177ZM179 144H181V143H179ZM178 144V145H179ZM229 144V143H228ZM240 144V146H242ZM262 144V147H260V148H258V145H261ZM14 145V144H13ZM28 145V144H27ZM50 145V144H49ZM174 145V144H173ZM237 145H239V143L237 144ZM236 145V146H237ZM87 146V147H86ZM180 146V145H179ZM211 146V145H210ZM99 147V146H98ZM205 147L206 148H210L209 150L208 149H205ZM219 147H220V145H219ZM218 147V148H219ZM238 147V146H237ZM255 147V148H256ZM18 148V147H17ZM64 148V147H63ZM185 148H189V146L188 147H185ZM232 148V147H231ZM55 149V148H54ZM70 149V148H69ZM99 149V148H98ZM101 149V148H100ZM103 149V148H102ZM181 149V148H180ZM225 149V148H224ZM214 150H215V148H214ZM260 150V151H261ZM13 151H15L16 152V150H13ZM12 151V152H13ZM20 151V150H19ZM100 151V150H99ZM154 151H155V149H154ZM212 151V150H211ZM220 151V150H219ZM221 151H223V150H221ZM228 151V150H227ZM227 151H225V152H227ZM229 151H230V148H229ZM231 151H233V150H231ZM230 151V152H231ZM235 151V150H234ZM238 151V150H237ZM244 151H245V148H244ZM66 152V151H65ZM104 152V151H103ZM131 151H129V155H127V156H124L125 158H122L123 159V162H124V164L125 165H127V166H131V170H132V172L133 173H135V176H133L132 178H131V183L133 182V181H137V182H139V183H144L146 180H144L143 178L145 177H143V176H141L142 174H141V172H139V169L137 168V165H135V164H132V165H129V162H127V160H128V158L131 156V155H133V154H131L130 153ZM250 152V151H249ZM248 152V153H249ZM18 153V152H17ZM67 153V152H66ZM139 153V152H138ZM157 153V152H156ZM157 153V154H158ZM220 153H222V152H220ZM220 153H219V156H217L218 158H221L220 157ZM236 153V152H235ZM244 153V152H243ZM247 153V154H248ZM256 153V152H255ZM103 154V153H102ZM213 154H214V152H213ZM225 153L223 152V154L222 155H224ZM250 154H251V152H250ZM14 154H12V156H13ZM61 155V154H60ZM17 156V155H16ZM18 156H19V153H18ZM24 156V155H23ZM36 156V154H35V156L33 157V156H28L29 158L27 159V166H28V168H29V166L30 165H32L33 164V161H34V158H36L37 157ZM51 156V157H52ZM136 156V155H135ZM230 156V155H229ZM228 156V157H229ZM254 156V155H253ZM2 156H0V158H1ZM13 157H15V156H13ZM214 157H216V156H214ZM225 157V156H224ZM232 157V156H231ZM235 158L234 159H231V161H230V163L232 162V163H234V162H240V164H241V161H245V162H250V163H255L254 161H252V159L254 158H250V157H252V156H250V155H246V156H241V155H237V157L236 156H234ZM260 157V156H259ZM10 158H11V156H10ZM23 158V157H22ZM25 158H27V157H25ZM24 158V159H25ZM70 158V157H69ZM101 158V159H100ZM104 158V157H103ZM255 158H256V156H255ZM45 159V158H44ZM47 159H48V157H47ZM50 159V158H49ZM52 159H54V158H52ZM137 159V158H136ZM158 160V159H157ZM167 160V159H166ZM227 160H228V158H227ZM230 160V159H229ZM256 160V159H255ZM259 160H260V158H259ZM44 161H46V159L44 160ZM69 161V160H68ZM138 161H140V160H138ZM222 161V160H221ZM262 161V160H261ZM26 162V161H25ZM47 162V161H46ZM137 162V161H136ZM238 162V163H239ZM42 163V162H41ZM53 163V162H52ZM99 163V164H98ZM109 163V162H108ZM108 163H107V165H108ZM188 163H191V164H194V163H199L200 164V166H201V168H202V170L201 171H199V172H193L191 175H190V177L191 178H189L188 179V174H186V175H188V176H186L182 171H184L183 170V166L184 165H187ZM238 163H237V165H238ZM259 163V162H258ZM58 164H59V162H58ZM60 164H62V163H60ZM66 164V163H65ZM190 164V165H191ZM227 164V163H226ZM225 164V166H226V168L227 167H229V165L227 164L226 165ZM205 165H207V166H209L208 168H206V167H204ZM222 164H220V166H221ZM236 165V166H237ZM248 165V164H247ZM26 166V167H27ZM57 166V165H56ZM232 166V165H231ZM230 166V167H231ZM235 166V167H236ZM243 165H241V167H242ZM251 166V165H250ZM250 166H247V168L248 167H250ZM252 166H254V165H252ZM24 167V166H23ZM110 167V166H109ZM245 167V166H244ZM243 167V168H244ZM66 168V167H65ZM199 168V167H198ZM222 168H224V166H222ZM250 168H252V167H250ZM70 169H71V167H70ZM165 169V170H166ZM171 169H173V172H170V170ZM207 169V170H206ZM220 169V170H219ZM225 169V168H224ZM228 169H231L233 172H235L236 170H238L239 171V169H233L232 167L231 168H228ZM242 169V168H241ZM256 169V168H255ZM152 170V169H151ZM223 170V169H222ZM224 171V170H223ZM227 171H229V170H227ZM238 171H237V173H238ZM258 171V170H257ZM98 172V171H97ZM108 172V171H107ZM175 172V174H173ZM184 172H186V171H184ZM230 172L231 171H229V174H230ZM241 172V171H240ZM240 172H239V174H240ZM243 172H245V170L244 171H242L241 172V175H242V173ZM253 172V171H252ZM105 173V172H104ZM191 173V172H190ZM232 173V172H231ZM255 173H257L256 171L254 172V175H255ZM165 174V173H164ZM165 174V175H166ZM172 174V175H171ZM71 175V174H70ZM74 175V176H75ZM147 175V174H146ZM158 175H160V174H158ZM177 177H179L180 178V180H178V181H180L179 183H182L183 184V186H182V189L180 190L179 189V191H181L180 193H177V192H175V193H172V190H170V189H173V188H175V189H177L178 187V182H177V186L175 185L176 183V176ZM227 175H228V173H227ZM231 175V174H230ZM253 175V173H252V176H254ZM221 176H220V178H221ZM251 176V177H252ZM255 176H257V175H255ZM97 177V176H96ZM99 177V176H98ZM97 177V178H98ZM161 177V176H160ZM174 177L176 178V179H174ZM234 177V176H233ZM242 177V176H241ZM240 177V178H241ZM250 177V178H251ZM71 178V177H70ZM74 178V177H73ZM178 178V179H179ZM225 178V177H224ZM235 178H239V175H238V177L237 176H235L234 177V179ZM239 178V179H240ZM244 178V175H243V177H242V179ZM146 179V178H145ZM232 179V178H231ZM262 179H264V177H262ZM230 180V179H229ZM257 179H255V181H256ZM260 180V179H259ZM81 181V180H80ZM93 181V180H92ZM96 181V180H95ZM219 181V180H218ZM221 181V180H220ZM232 181V180H231ZM234 181V180H233ZM236 181V180H235ZM242 181V180H241ZM38 182H39V180H38V176L32 171V170H29V169H25V171H23V175H21V178H20V180H19V191L21 192V195H26V197H27V195H29V194H31V192H32V190L35 188V187H37L39 184H38ZM159 182H161V181H159ZM254 182V181H253ZM157 183V182H156ZM210 183V182H209ZM214 183V182H213ZM224 183L226 184L227 182L226 181H224ZM232 183V182H231ZM237 183H239L238 181H237ZM236 182H235V185L237 184ZM161 184H162V182H161ZM222 184V183H221ZM248 184V183H247ZM262 184H264V183H262ZM262 184H259V185H262ZM94 185V184H93ZM146 185V184H145ZM150 185H152L153 186V183H151ZM181 185V184H180ZM211 185V184H210ZM209 185V186H210ZM214 185V184H213ZM213 185H211V186H213ZM241 185V184H240ZM243 185H244V183H243ZM83 186V185H82ZM95 186V185H94ZM208 186V187H209ZM210 186V187H211ZM237 186H238V184H237ZM242 186V185H241ZM241 186H238V188L237 189H240V187ZM245 186V185H244ZM247 186H249V185H247ZM255 186V185H254ZM257 186V187H256ZM255 186V188H258V185H256ZM262 186H264V185H262ZM92 187V186H91ZM97 187V186H96ZM177 187V188H176ZM209 187V188H210ZM216 187V186H215ZM230 187V186H229ZM234 187V188H235ZM243 187V186H242ZM95 188V187H94ZM142 188V187H141ZM140 188V189H141ZM153 188V187H152ZM208 188V189H209ZM260 188H261V186H260ZM205 189H207V188H205ZM207 189V190H208ZM210 189H212V187L210 188ZM209 189V190H210ZM225 189H227V188H225ZM233 189V188H232ZM237 189H235V191L237 192ZM243 189H244V187H243ZM246 189V188H245ZM250 189V188H249ZM251 189H253V188H251ZM262 189V188H261ZM146 190V189H145ZM174 190V189H173ZM213 190H214V192H216V190H215V188H213ZM220 190V189H219ZM241 191H242V189H240ZM34 191V190H33ZM143 191V190H142ZM174 191H176V190H174ZM178 191V192H179ZM212 190H210V192H211ZM244 191V190H243ZM250 191V190H249ZM206 192V193H205ZM225 192H227V191H225ZM224 192V193H225ZM230 192H232V191H230ZM245 192V191H244ZM244 192H242V193H244ZM250 192H253L252 190L250 191ZM234 193V192H233ZM238 193H239V190H238ZM245 193H248V192H245ZM210 194V193H209ZM211 194H213V195H215L213 192L211 193ZM217 194V193H216ZM227 194H229L228 192H227ZM21 195L19 196V197H21ZM122 195V194H121ZM181 195V194H180ZM230 195H231V193H230ZM235 195V194H234ZM242 195V194H241ZM34 196V195H33ZM123 196H124V194H123ZM210 196V195H209ZM217 196V195H216ZM237 196V195H236ZM240 196V194L238 195V197ZM249 196V195H248ZM42 197V196H41ZM129 197H131V194L128 196V198ZM172 197V196H171ZM207 197V198H206ZM244 197V196H243ZM28 198H29V200H30V197L28 196ZM35 198V197H34ZM34 198H33V201H34ZM127 197H125V199H126ZM127 198V199H128ZM22 200H23V198H21ZM32 199V198H31ZM40 199V198H39ZM126 199V201H128ZM129 199H131V198H129ZM169 200H170V198H168ZM213 199H215L214 197H213ZM21 200V201H22ZM28 200V203L29 202H32L33 203V201H29ZM246 200V199H245ZM262 200V199H261ZM260 200V201H261ZM24 201V200H23ZM26 201V200H25ZM126 201H125V203H126ZM27 202V201H26ZM35 202H37L36 201V199H35ZM130 201H128V204H129V206H127V203H126V212H127V215H128V213H132L133 214V216L135 215L133 212H134V210L135 209H137V208H135L134 209V206H132L133 205V203H131L132 205L130 206V203H129ZM131 202H133V201H131ZM150 202V201H149ZM262 202V201H261ZM16 203V202H15ZM27 203V204H28ZM188 203V202H187ZM246 203H248V201L246 202ZM34 204V203H33ZM36 204V203H35ZM256 204V203H255ZM262 204H264V203H262ZM18 205V204H17ZM188 205V204H187ZM191 205V204H190ZM252 205V204H251ZM179 206V207H180ZM197 206H200L199 208H197ZM203 206H205V209H203V211H202V207ZM248 206V205H247ZM246 206V207H247ZM250 206V205H249ZM248 206V208H246V207H244L245 209H246V211H244L245 213L247 212L248 213V211L249 210H251V207H249ZM252 206H254V204L252 205ZM261 206V205H260ZM31 207V206H30ZM35 207V206H34ZM123 207H125V206H123ZM181 207H183V206H181ZM180 207V208H181ZM13 208H14V206H13ZM32 208V207H31ZM36 208V207H35ZM175 208L176 209H179L180 211H178L177 212V210H176V212H175ZM191 208H196V209H194L195 210V212L194 211H191L190 209ZM236 208H237V206H236ZM238 208H241V207H238ZM238 208H237V210L236 211H238L237 212V214H239V215H241L242 213H240V211L242 212V209H244V208H241V210L239 211L238 210ZM250 208V209H249ZM253 208H255V207H252V209ZM258 208V207H257ZM15 209V208H14ZM30 209V208H29ZM147 209V208H146ZM218 210V211H216V210ZM244 209V210H245ZM249 209V210H248ZM260 209V208H259ZM215 210V211H214ZM254 210V209H253ZM202 211V213H200ZM205 211H208L207 212V214L205 215V221L202 219V218H199V216H198V218L195 216L196 214H198V215H200V216H202V214L205 212ZM252 211V210H251ZM250 211V212H251ZM260 211H262V210H260ZM125 212V211H124ZM228 212V211H227ZM14 213V212H13ZM255 213V212H254ZM262 213H264V212H262ZM22 214H24V213H20V210L18 211V208L16 207V210H15V216H16V220H17V222H15V221H13V223L16 225V228H18V227H24V226H26V219L27 218H25L24 216L25 215H22ZM224 214H227V213H224ZM229 214H230V211H229ZM236 214V215H237ZM236 215H235V217H236ZM243 215H244V213H243ZM248 215V214H247ZM251 215H253V214H251ZM255 215V214H254ZM242 216V215H241ZM240 216V217H241ZM250 216V215H249ZM131 217V218H130ZM129 218L132 220V216H130ZM135 218H136V216H134ZM140 217V216H139ZM225 217H226V215H225ZM227 217H229V216H227ZM245 217V216H244ZM258 218H259V216H257ZM118 218V217H117ZM222 218H223V216H222ZM232 218V217H231ZM243 218V217H242ZM241 218V219H242ZM250 218V217H249ZM252 218V217H251ZM223 219H225V218H223ZM230 219V218H229ZM236 219H238V217H236ZM256 219V218H255ZM28 220V219H27ZM130 220V221H131ZM133 221V220H132ZM156 221V222H155ZM223 221H226V219L225 220H223ZM227 221H229V220H227ZM235 221V220H234ZM256 221V220H255ZM258 221V220H257ZM134 222H133V224H134ZM246 222V221H245ZM244 222V223H245ZM249 222V221H248ZM247 222V223H248ZM253 222V221H252ZM135 223V224H136ZM227 223V222H226ZM232 223H233V221H232ZM255 223V222H254ZM235 224H238L237 223V221L235 222ZM251 224V223H250ZM98 225V224H97ZM103 225V224H102ZM137 225V226H138ZM241 225V224H240ZM254 225V224H253ZM213 226V227H212ZM235 226V225H234ZM237 226V225H236ZM27 227V226H26ZM30 227L31 226H28V228L29 229H26L27 231L28 230H30ZM103 227V226H102ZM16 228H14V229H16ZM101 228V227H100ZM214 228V230H216ZM228 228H229V226H228ZM241 228L242 227H240L239 228V226H238V230L239 231H241ZM19 229V228H18ZM16 230V231H20V230ZM102 229V228H101ZM100 229V230H101ZM226 229V228H225ZM243 230L242 231H244L245 229L244 228H242ZM22 230V229H21ZM213 230V231H214ZM217 231V230H216ZM215 231V232H216ZM218 231H219V229H218ZM218 231L216 232L218 235H219V233H218ZM29 232V231H28ZM103 232V231H102ZM101 232V233H102ZM220 232V231H219ZM248 232L249 233H245V234H243L244 235V237H241V239L242 238H244V239H246V240H249L250 238H253L252 237V233L248 230ZM21 233V232H20ZM243 232H241L240 234H242ZM251 233V234H250ZM239 234V235H240ZM109 235V234H108ZM219 237V236H218ZM222 237V236H221ZM236 237V236H235ZM239 236L237 235V238H238ZM212 238V237H211ZM215 238V237H214ZM221 239H223V237L221 238ZM228 239V238H227ZM158 240H161L160 242H157ZM234 241V240H233ZM250 241V240H249ZM248 241V242H249ZM44 242V241H43ZM48 242V241H47ZM53 242V241H52ZM214 242H216V241H214ZM219 242V241H218ZM244 242V241H243ZM49 243V242H48ZM220 243V242H219ZM222 243V242H221ZM250 243V242H249ZM248 243V244H249ZM252 243H253V240H252ZM243 244V243H242ZM262 244H264V243H262ZM245 245V244H244ZM252 245H254V243L252 244ZM249 246V245H248ZM232 247H233V245H232ZM238 247H240V246H238ZM259 248V247H258ZM154 249H156L157 250V252L155 253V254H153L154 253ZM239 249V248H238ZM249 249V248H248ZM255 249H257L256 247H255ZM155 250V251H156ZM246 250V249H245ZM258 250H260V248L259 249H257V251ZM261 250H262V247H261ZM222 251H224V250H222ZM221 251V252H222ZM225 252V251H224ZM250 252V251H249ZM223 253V252H222ZM258 253V252H257ZM52 256V255H51ZM70 257V256H69ZM74 257V256H73ZM255 257V256H254ZM260 257V256H259ZM222 258H224L223 256H222ZM261 258H264V257H261ZM261 258L259 259V260H257L258 262H259V264H264V259H262L261 260ZM225 259H227V258H225ZM157 260V261H158ZM224 261V260H223ZM229 261V260H228ZM227 260L226 261H224L223 263H221V264H228L229 262H228ZM70 262V261H69ZM143 262H142V264H143ZM254 262V261H253ZM256 262V261H255ZM231 264V263H230ZM258 264V263H257Z\"/></svg>",
    "mask_w": 264,
    "mask_h": 264
}]
</instances>
